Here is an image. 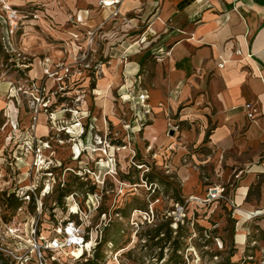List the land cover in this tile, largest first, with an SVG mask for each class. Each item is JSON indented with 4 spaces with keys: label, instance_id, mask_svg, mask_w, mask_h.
Segmentation results:
<instances>
[{
    "label": "rangeland",
    "instance_id": "rangeland-1",
    "mask_svg": "<svg viewBox=\"0 0 264 264\" xmlns=\"http://www.w3.org/2000/svg\"><path fill=\"white\" fill-rule=\"evenodd\" d=\"M139 1L137 9L114 19V85L109 105L101 100L102 111L109 106L103 117H98L95 101L100 98L95 92L101 76L98 53L107 47L96 42L102 30L95 31L91 45L77 48L68 63L67 47L53 46L58 35L31 17L36 9L32 4L21 1L12 34L9 25L0 23V264H37L34 241L53 237L57 225L68 219L82 225L92 249L79 260L59 259L64 264H264L263 225H249L243 254L234 248L235 222L226 200L239 173L224 170L216 175L210 167L199 166L201 187L188 198L170 165L171 155L164 147L148 150L143 127L133 123L128 91L136 92L139 85L150 98L153 92L162 96L152 97L154 114L167 96L163 89L168 74L158 39L144 36L153 6ZM52 49L61 51L55 59ZM36 59L54 77L30 78L27 71ZM99 119L103 130L96 125ZM46 129L40 137L49 144L44 156L60 167L47 196L40 198L38 192L33 204L15 210L10 194L30 182L40 188L46 179L32 170V156L21 146L20 136L29 131L39 138L37 133ZM194 151L209 154L202 147ZM74 152L80 153L77 160ZM215 188L223 190L226 200L207 202ZM62 193L71 195L60 198ZM89 194L100 198L95 210L87 202ZM37 202L42 204L39 216ZM80 254L74 252L77 258Z\"/></svg>",
    "mask_w": 264,
    "mask_h": 264
},
{
    "label": "crops",
    "instance_id": "crops-1",
    "mask_svg": "<svg viewBox=\"0 0 264 264\" xmlns=\"http://www.w3.org/2000/svg\"><path fill=\"white\" fill-rule=\"evenodd\" d=\"M99 1L34 0L28 4L36 8V24L58 35L53 46L67 47L68 63L77 48L87 45V32L102 30L96 42L107 47L98 53L101 76L95 92L100 98L95 101L98 117H103L109 111L114 85V19L108 20L110 9L97 8ZM2 2L13 8L23 4L20 0ZM139 5V0H123L121 16ZM147 5L153 10L148 13L144 36L158 39L161 63L168 75L163 89L165 106L159 104L157 114L153 113L151 103L156 99L152 97L162 96L153 92L150 98L139 85L136 92L128 91V95L145 92L148 96L143 140L148 150L164 147L171 155L170 165L188 198L201 187L199 166L210 167L216 175L224 170L239 173L227 207L235 222L234 248L243 254L249 225L264 226V0H147ZM147 10L143 9L144 15ZM76 15L81 24L67 25L68 17ZM51 53L55 59L61 51L52 49ZM47 57L50 55L45 61ZM221 62L222 67H218ZM179 63L181 68L176 67ZM43 69L41 60L36 59L27 73L38 78ZM103 97L108 105L102 111ZM247 104L256 110L253 120L246 117ZM95 121L103 130L101 120ZM37 134L44 137L47 129ZM197 147L209 154L198 156L194 151ZM252 213L258 215L247 217Z\"/></svg>",
    "mask_w": 264,
    "mask_h": 264
},
{
    "label": "built area",
    "instance_id": "built-area-1",
    "mask_svg": "<svg viewBox=\"0 0 264 264\" xmlns=\"http://www.w3.org/2000/svg\"><path fill=\"white\" fill-rule=\"evenodd\" d=\"M27 3H32L34 0H20ZM123 0H101L97 4V8L99 9H110V17L112 19H117L121 17L120 7ZM19 10L17 8H13L11 6L6 5L2 0H0V23L9 25V34H12L13 28L17 27V18L19 16ZM33 19L36 18L34 13L30 14ZM82 19L79 15L69 16L67 25L75 26L76 24H81ZM94 32H87L85 34V39L87 41V45H91L93 42ZM10 45L9 43H7ZM160 54V51H158ZM237 54H239L237 52ZM223 62L218 65V67H222ZM67 72V70L65 71ZM43 75L47 78L54 77L49 69L45 66L43 69ZM39 92V89H37ZM18 92H23L22 88H17ZM126 101L130 103L131 108L133 110V123L137 125V127H144L146 122V116L149 113V107L147 104L148 96L145 92L133 96L127 95ZM46 106V105H44ZM43 106V107H44ZM246 111V117L248 120H253L255 118L256 110L252 107V105L247 104L244 106ZM22 136V137H21ZM19 141H22L21 146L25 147L27 153L32 156L33 165L32 170L40 173L43 177H45V183L42 184V187L38 188L34 183H29L28 186L23 188H19V191L14 192L15 197L22 203H29L31 200H37V194L39 192V197L44 198L49 194L50 190V181L54 182V173L57 168L60 167L59 163L57 165L50 159L44 156L45 150L48 148V143L44 142L40 138H36L29 134V131H26L25 135H21ZM19 155H22V151L19 149ZM80 156V153H73V159L77 160ZM38 188V189H37ZM223 190H219L218 188L212 189L208 193L207 202H214L218 200H226L223 197ZM99 196L97 194H92L87 196V202H90L92 210H95V206L99 203ZM227 201V200H226ZM230 206L234 208L233 204L229 202ZM36 211L38 216L41 213L42 204L41 202H37ZM89 210V207H87ZM71 214V213H70ZM76 214V213H75ZM83 218L86 219V213L83 212ZM9 233H14L12 229L8 228ZM35 231H33L34 233ZM55 235L49 239H40L38 241H34L33 245V256L37 264H51L55 261H60L62 259L68 260H79L84 256L85 252L88 254L91 251V246L89 242L86 241V236L84 234V230L82 229L81 224H76L73 220L68 219L64 223H60L57 225V228L53 230ZM80 251L81 254L77 258L74 256V252Z\"/></svg>",
    "mask_w": 264,
    "mask_h": 264
},
{
    "label": "trees",
    "instance_id": "trees-1",
    "mask_svg": "<svg viewBox=\"0 0 264 264\" xmlns=\"http://www.w3.org/2000/svg\"><path fill=\"white\" fill-rule=\"evenodd\" d=\"M181 66H182V63H179V64H177L176 65V67L177 68H181ZM71 194L69 193V194H67L66 195V193H62L61 194V196H60V198H66V197H68V196H70ZM90 195V194H89ZM2 193H0V198H2ZM10 197L13 199V201L15 202V205H14V208L13 209H20V207H21V205L23 204L22 202H20L16 197H15V195L14 194H10ZM30 203H32L33 204V200H31V202ZM29 203V204H30ZM10 206H11V204H10ZM86 241H88L87 240V238H86ZM95 250V249H94ZM85 254H86V252H85ZM33 260L35 261V258L33 257ZM36 262V261H35ZM51 264H64V263H61L60 261H55V262H52ZM88 264H93V263H88Z\"/></svg>",
    "mask_w": 264,
    "mask_h": 264
},
{
    "label": "bare ground",
    "instance_id": "bare-ground-1",
    "mask_svg": "<svg viewBox=\"0 0 264 264\" xmlns=\"http://www.w3.org/2000/svg\"><path fill=\"white\" fill-rule=\"evenodd\" d=\"M73 131L74 130H72L71 128H68V130H67V134H70V135H72L73 134ZM75 152L77 153V152H79L77 149H75Z\"/></svg>",
    "mask_w": 264,
    "mask_h": 264
},
{
    "label": "water",
    "instance_id": "water-1",
    "mask_svg": "<svg viewBox=\"0 0 264 264\" xmlns=\"http://www.w3.org/2000/svg\"><path fill=\"white\" fill-rule=\"evenodd\" d=\"M172 134V133H171Z\"/></svg>",
    "mask_w": 264,
    "mask_h": 264
}]
</instances>
